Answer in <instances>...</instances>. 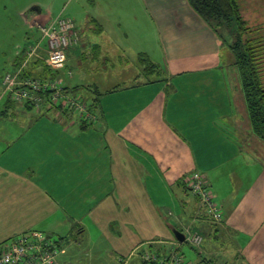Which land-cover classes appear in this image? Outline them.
I'll return each instance as SVG.
<instances>
[{
  "label": "crops",
  "instance_id": "obj_1",
  "mask_svg": "<svg viewBox=\"0 0 264 264\" xmlns=\"http://www.w3.org/2000/svg\"><path fill=\"white\" fill-rule=\"evenodd\" d=\"M156 3L159 8L161 3ZM187 3L185 13L172 16L179 32L158 31L159 49L150 48L149 34L141 31L149 10L132 20L140 26L132 44L129 35L121 42L118 32L109 31L106 24L112 22L102 20L99 12L83 16L88 32L78 29L79 42L72 47L82 53L68 55L57 70L72 91L95 90L100 99L95 130H84L75 117L58 118L55 111L59 124L45 115H8L33 110L4 104L0 246L26 232L58 230L69 222L82 238L87 218L96 237L86 246V264H159L156 260L170 262L174 255L188 264H264V167H258L255 152L245 150L257 143L248 141L251 132L238 76L228 49L221 66L197 61L205 44L219 45V39ZM34 12L31 24L52 16L51 11ZM168 20L163 22L173 23ZM190 35L196 38L185 40V50L180 39ZM139 53L159 66L158 75L142 73ZM182 55L189 60L186 65H180ZM130 66L136 67L132 85L105 90L97 86L110 78L109 71L133 70ZM14 120H19L16 127L10 123ZM71 130L74 137L68 134ZM196 172L203 173L208 184L221 185L227 175L234 182L225 195L212 191L223 210L220 223H212L198 199L184 189V180ZM189 221L199 227L192 233L203 237L200 248L191 247L196 255L175 236L187 235Z\"/></svg>",
  "mask_w": 264,
  "mask_h": 264
},
{
  "label": "rangeland",
  "instance_id": "obj_2",
  "mask_svg": "<svg viewBox=\"0 0 264 264\" xmlns=\"http://www.w3.org/2000/svg\"><path fill=\"white\" fill-rule=\"evenodd\" d=\"M89 2V4L86 3ZM0 0V85L2 83L3 77L5 74L11 72L14 68V64L17 60L19 53L27 48L29 44H33L35 40L40 37V32L37 28L32 27L35 26L37 21L35 20L32 22V18L36 13L33 11L34 7H39L42 9L44 13L52 12L53 17L63 16L68 18H73L75 20V24L78 29L88 32L86 29V25L82 22L84 15L86 13L94 14L95 12H99L102 14V20L112 22L106 24V27L109 31L118 32L119 36L121 37V42H127L128 37L123 36L127 34L130 36V40L128 41L129 44H132L135 41L136 37L135 34L137 33V28L140 26H136L132 23V20H137L139 16H142L143 13H147L148 16L145 19V24L141 31L144 33L149 34V45L150 48L157 47L160 48V37L158 36V31H165V32H179L176 28H179L174 23V18L172 16L176 15L175 13L182 15L181 13H185L189 8L187 7V0ZM240 6L242 10V14L248 25L251 27L262 26L264 25V0H239ZM148 4H147V3ZM155 2L153 5L150 3ZM156 2H160V7L155 8L154 6L157 4ZM142 3H146L149 8H145ZM170 3L172 5H170ZM180 12V13H179ZM92 15H90L91 17ZM161 18V19H159ZM171 16V18H170ZM173 21L170 25H167L163 22V20ZM162 21L164 25L156 24L157 22ZM191 21V18H190ZM161 23V22H160ZM32 25V26H31ZM187 27V25H185ZM176 27V28H175ZM208 27L214 32L216 38L219 39L218 43L215 45L213 43L205 44V52L201 53L200 55L196 56L197 61L201 62V65L207 67H217L221 66L222 63L225 62L226 59V52L228 49L227 41H231L233 37V33L226 29H215L211 25ZM88 28V26H87ZM93 28V26H92ZM94 28H96L94 26ZM122 34V35H121ZM158 36V38H157ZM191 37L196 38L195 35H190L187 38H181L180 42H185L184 47L187 50L186 41H189ZM186 40V41H185ZM162 43L166 44V37L163 39ZM219 46V48H218ZM192 47V45H189ZM203 48V49H204ZM184 49V48H183ZM202 49V50H203ZM165 50V48H164ZM218 50V51H217ZM195 51V50H194ZM229 51V49H228ZM183 52V51H182ZM82 53V49L78 47L70 48L68 51V55L70 57L78 56ZM230 53V52H229ZM163 54V52L161 53ZM205 55V56H203ZM157 56V55H156ZM168 56V55H167ZM183 59H181L180 65H186L188 63V59L186 55H182ZM231 57V54H230ZM133 58L132 60H134ZM232 60V58H231ZM135 61V60H134ZM157 61V60H156ZM162 69L165 66V61L161 58L158 59ZM73 68L75 67L74 63H70ZM130 71H122V67H118L115 72L112 74L109 71V79L103 80L97 86H99L102 90L113 88L119 84L124 86L132 85L135 80V66H130ZM75 70V69H74ZM134 71V73L132 72ZM79 72L76 71L75 74L77 75ZM122 74V75H121ZM115 76H123V79H118ZM141 79L140 81H142ZM138 81V82H140ZM0 106V110L4 107V104ZM18 108H24V105L15 104ZM25 110L23 109V113L20 109H17L16 112L9 111L8 115H45L47 120L52 121L55 123L53 116L55 112L45 111V108H42L41 113H39L36 109ZM236 114V113H235ZM2 119L0 118V123ZM25 122V121H24ZM12 123V127H16V124L19 125V120L10 121ZM59 124V123H58ZM41 125V124H40ZM28 127V126H27ZM96 126L88 127L89 130H95ZM42 129V127H41ZM75 129V128H73ZM88 130V131H89ZM70 136L74 137L76 134L73 133V130L68 133ZM248 148V147H245ZM244 148V149H245ZM252 148L245 149L250 154ZM255 148H253L254 150ZM259 150V149H258ZM258 156L257 165L258 167H264V151L259 150V152L255 153ZM253 156V155H252ZM98 158V157H97ZM253 160V161H256ZM246 171L247 169H243ZM199 173V172H196ZM203 175V173H201ZM209 179V178H208ZM223 183L221 185L213 184L210 179V184H208L211 191H213L217 196L225 195L229 193L230 188L233 189L234 182L232 179L227 175L223 178ZM182 183L180 182L181 186ZM184 190V189H183ZM181 191L184 196V191ZM212 192V193H213ZM186 199L192 200V196L189 193L188 196H184ZM83 225L87 228V233L82 235L80 238L77 229L74 225L69 222L68 224L60 225L58 230H44L43 232L50 240L55 243H58L59 247L64 251L66 255L61 256L60 261L62 264H86V246L89 241H92L94 237H96L95 233L91 230V225L89 224L88 219L83 218ZM187 228L185 232L189 235L191 232L198 231L199 227L196 224L192 225L189 221L187 223ZM42 232V231H40ZM194 247L190 244L184 243V248L188 250V252L194 253L196 249H192ZM76 255L77 258L70 260L68 257L70 255ZM65 260V261H64ZM67 261V262H66ZM70 262V263H68Z\"/></svg>",
  "mask_w": 264,
  "mask_h": 264
},
{
  "label": "built area",
  "instance_id": "obj_3",
  "mask_svg": "<svg viewBox=\"0 0 264 264\" xmlns=\"http://www.w3.org/2000/svg\"><path fill=\"white\" fill-rule=\"evenodd\" d=\"M33 27L39 30L41 38L28 47L27 57L21 67L4 75L0 85V106L8 100L20 105L29 104L38 112L45 108V111H55L58 118L70 115L82 126H95L99 116L91 110L85 96L73 93L61 80L22 77L34 59L41 60L52 70L65 66L69 49L79 42L75 21L63 16H49L43 21H37ZM72 122L75 120L72 119ZM184 185L204 207L212 223L222 222V207L216 202L204 175L194 173L184 180ZM185 241L200 248L203 237L191 232L185 235ZM63 253L58 243L50 240L43 232L29 231L0 246V264H62L60 258ZM170 260L172 263L164 259L156 261L159 264H188L177 255Z\"/></svg>",
  "mask_w": 264,
  "mask_h": 264
},
{
  "label": "trees",
  "instance_id": "obj_4",
  "mask_svg": "<svg viewBox=\"0 0 264 264\" xmlns=\"http://www.w3.org/2000/svg\"><path fill=\"white\" fill-rule=\"evenodd\" d=\"M193 11L213 28L226 29L233 33L227 46L231 54V65L235 69L240 83L241 93L245 103L250 127V138L257 146L251 144L253 152L264 151V25L251 27L243 17L239 0H188ZM98 32H103L101 25ZM41 37L32 43L38 41ZM27 48L21 51L14 64L15 70L20 68L27 57ZM142 73L147 77L158 75L159 66L145 53H139L136 58ZM23 78H40L43 80H61L59 70L50 69L44 62L34 59L22 74ZM65 84V83H64ZM68 89L71 88L66 85ZM76 90V89H75ZM85 97L91 110H96L99 97L95 90L86 88ZM73 93H77L73 91ZM80 94V93H79ZM49 97V96H48ZM47 97V98H48ZM7 103H15L6 101ZM28 108L34 109L31 105ZM68 115V114H67ZM70 116V115H68ZM84 130L88 129L83 126ZM250 148V147H249ZM253 148H255L253 150ZM258 148H261L258 150ZM184 185V183H183ZM184 189L189 192L184 185Z\"/></svg>",
  "mask_w": 264,
  "mask_h": 264
},
{
  "label": "water",
  "instance_id": "obj_5",
  "mask_svg": "<svg viewBox=\"0 0 264 264\" xmlns=\"http://www.w3.org/2000/svg\"><path fill=\"white\" fill-rule=\"evenodd\" d=\"M33 10L34 11L37 10V12H40V9H38V8L36 10L34 8ZM175 236L178 239V241H180V242H184L185 241V235L183 233H181V232H175Z\"/></svg>",
  "mask_w": 264,
  "mask_h": 264
}]
</instances>
